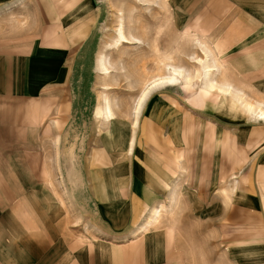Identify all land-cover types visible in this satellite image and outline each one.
I'll return each instance as SVG.
<instances>
[{
    "label": "rangeland",
    "instance_id": "obj_1",
    "mask_svg": "<svg viewBox=\"0 0 264 264\" xmlns=\"http://www.w3.org/2000/svg\"><path fill=\"white\" fill-rule=\"evenodd\" d=\"M96 1L101 20L73 53L52 112L69 120L57 162L69 174H58L57 198L73 201V225L87 216L74 231L127 242L153 230L185 264H264V119L238 99L264 107V0ZM5 6L9 22L24 17L25 40L33 36L32 0ZM121 30L128 41L117 43ZM175 68L183 72L176 82L159 79ZM209 80L232 92L209 90ZM129 168L157 202L147 206L122 188ZM154 207L160 215L150 223ZM131 209L114 227L120 240L108 238L106 216Z\"/></svg>",
    "mask_w": 264,
    "mask_h": 264
},
{
    "label": "crops",
    "instance_id": "obj_2",
    "mask_svg": "<svg viewBox=\"0 0 264 264\" xmlns=\"http://www.w3.org/2000/svg\"><path fill=\"white\" fill-rule=\"evenodd\" d=\"M1 1L0 264H185L161 232L146 230L137 240L129 234L127 242L79 236L74 229L81 232L83 224H88L83 222L87 216L81 215L73 225V201L57 198V176L69 174L57 167L69 120L56 119L52 112L65 96L73 53L90 39L101 20L97 1L32 0L35 33L27 41L24 26L18 22L24 17L13 16L9 22V6H5L9 0ZM229 86L215 87L229 93L233 88ZM238 99L255 117L264 110L242 96ZM126 174L128 182L122 188L132 198L147 206L157 202L159 193H149V183L131 178L132 168ZM97 212L104 217L101 205ZM130 212L106 216L112 228L108 238L120 240L114 227L122 216L132 217ZM159 215L160 208L154 207L150 223Z\"/></svg>",
    "mask_w": 264,
    "mask_h": 264
},
{
    "label": "bare ground",
    "instance_id": "obj_3",
    "mask_svg": "<svg viewBox=\"0 0 264 264\" xmlns=\"http://www.w3.org/2000/svg\"><path fill=\"white\" fill-rule=\"evenodd\" d=\"M126 42V41H128V37L123 33V31L121 30L120 31V38L118 39V41H117V43H119V42ZM208 56V55H207ZM102 73H105V74H107V73H109L110 72V69H109V67L107 66V64H106V62L102 59ZM205 68V76L209 79V76H210V72L212 71V69L210 68V65H207V66H205L204 67ZM183 75V72H182V70H180V69H177V68H175L174 69V73H172V75H169V76H165V77H162V78H159L160 80H162L163 82H168V83H174V82H176L177 80H178V78H179V76H182ZM156 81L157 80H154V81H152L151 82V84H155L156 83ZM207 86L209 87V88H214L215 87V84H214V81H212V80H209V83L207 84ZM226 86V85H225ZM222 87H224V86H222ZM230 87V86H229ZM228 87V88H229ZM226 91V90H225ZM229 91V90H228ZM146 92H147V88L145 89V91H144V93H143V95L141 96V98H140V103L144 100V97L146 96ZM250 104V103H249ZM254 107V106H253ZM249 108V107H248ZM255 109V108H254ZM257 109V108H256ZM249 111H253L252 109H251V107H250V109H249ZM254 112V111H253ZM259 112V111H258ZM254 114V113H253ZM254 115H256V113L254 114ZM105 116H106V118H111V117H113V112H112V110H111V104L109 103V100L108 99H106V107H105ZM256 117H259L260 119H264V110L263 111H261L260 113H258V116H256ZM158 211L159 210H156V211H153V214H154V212L155 213H158Z\"/></svg>",
    "mask_w": 264,
    "mask_h": 264
}]
</instances>
